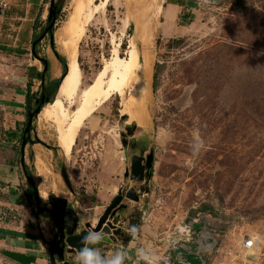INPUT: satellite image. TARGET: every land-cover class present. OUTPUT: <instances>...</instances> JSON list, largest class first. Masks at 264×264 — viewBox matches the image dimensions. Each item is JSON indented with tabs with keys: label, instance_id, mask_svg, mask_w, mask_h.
<instances>
[{
	"label": "rangeland",
	"instance_id": "rangeland-1",
	"mask_svg": "<svg viewBox=\"0 0 264 264\" xmlns=\"http://www.w3.org/2000/svg\"><path fill=\"white\" fill-rule=\"evenodd\" d=\"M52 1L63 8L54 42L68 63L57 33L70 16L71 0ZM191 1L180 9L170 7L168 0H109L87 24L79 43L82 80L90 85L115 49L126 59L134 46L141 81L136 88L146 94L143 127L125 111L134 91L128 87L84 123L67 157L54 125L40 113L27 136L24 164L40 208L52 195L65 197L83 227L96 225L120 190H137L139 202L125 198L123 203L129 207L128 217L138 212V228L107 260L122 255L123 264H173L171 251L198 238L189 223L203 221L204 215L208 230L218 236L216 248L202 253L206 264H264V0H224L219 5ZM187 13L190 25H182ZM36 50L49 61L46 82L60 78L61 65L50 60L56 56L48 34ZM29 55L43 70L31 50ZM0 64L1 77L10 75L12 69L5 66L10 62L0 57ZM5 83L0 78L3 90ZM40 89L36 82L33 91ZM18 121L0 110V224L19 225L22 219L9 214L6 205L30 206L31 216L43 221L53 236L50 215H37V196L22 168L21 139L9 134L20 136L25 122L19 128ZM129 136L135 141L146 138L154 151L146 182L126 177L133 155H139L128 145ZM63 166L74 194L62 178ZM250 236L258 240L254 259L242 247Z\"/></svg>",
	"mask_w": 264,
	"mask_h": 264
},
{
	"label": "bare ground",
	"instance_id": "bare-ground-1",
	"mask_svg": "<svg viewBox=\"0 0 264 264\" xmlns=\"http://www.w3.org/2000/svg\"><path fill=\"white\" fill-rule=\"evenodd\" d=\"M151 1L153 4L159 2ZM108 2L109 0H71L70 16L57 33L59 48L68 56V72L56 98L42 109L41 118L54 125L58 146L67 157L71 156L84 123L113 95H123L128 87H132L134 91L125 111L128 110L129 120L135 121L140 127L144 125L141 124L144 117L142 106L145 104L146 94L136 88L141 81L138 75L139 55L134 46L130 47L126 59L115 49L111 61L107 62L90 85L85 86L82 80L78 62L79 43L87 24ZM254 255L251 254L250 259H254Z\"/></svg>",
	"mask_w": 264,
	"mask_h": 264
},
{
	"label": "crops",
	"instance_id": "crops-1",
	"mask_svg": "<svg viewBox=\"0 0 264 264\" xmlns=\"http://www.w3.org/2000/svg\"><path fill=\"white\" fill-rule=\"evenodd\" d=\"M184 1L186 2L185 6L189 7L190 1ZM2 3H6L7 7L3 8ZM52 3V0H0V48L15 51L8 54L0 50V57L6 58L10 62V65L5 66L12 69L10 75L5 77L0 75V78L6 81L5 86H7L4 90L0 87V110H7L10 114L15 115L19 120L16 127L19 128L21 122L26 121L27 85L31 80L33 91V85L39 82L37 79L30 78V73L32 77L35 74V71L32 72L30 69L43 72L44 68L42 70L41 67L32 63V60L28 59L29 54L19 56L18 53L29 52L32 49L33 36L35 33H39L45 25ZM169 6L183 9V7L172 3ZM56 59L50 60L59 66ZM6 206L9 214L14 218L16 215L21 216L22 219L19 225H15L12 221L0 224V250L2 252H0V264H51L50 242L52 235L44 230L45 223L38 222L37 218L31 216L32 208L30 206L27 208L24 205ZM37 215L40 217L41 213H37ZM83 228L80 224L79 232ZM118 246L124 247L125 244L118 243Z\"/></svg>",
	"mask_w": 264,
	"mask_h": 264
},
{
	"label": "water",
	"instance_id": "water-1",
	"mask_svg": "<svg viewBox=\"0 0 264 264\" xmlns=\"http://www.w3.org/2000/svg\"><path fill=\"white\" fill-rule=\"evenodd\" d=\"M205 3H210L214 5H219L224 0H201ZM56 24V18L52 21V23L48 26L46 31L42 34V36L38 39V41H42L48 31L52 29ZM36 43L34 42L31 49V54L38 58L40 61L41 59L36 55ZM47 68L44 69V71ZM67 75V74H66ZM66 77V76H65ZM64 78L62 79V81ZM61 81V83H62ZM61 87V84L60 86ZM60 89V88H59ZM39 103V102H37ZM44 103V99L41 101V105ZM42 106H39L36 111L29 116V121L27 127L25 129V134L31 131L34 116L38 117L42 112ZM133 141V140H132ZM145 144V148L140 149L139 155L135 154L132 157V164L130 171L126 172V177H129L132 181L138 182H146V179L151 177V169L154 165V151L150 150L147 145L146 138L140 140ZM131 142V141H130ZM27 145V140L24 139L22 143V168H25L24 164V150ZM149 151V154L146 156V152ZM62 178L70 190L71 193L74 194V188L72 186V182L70 176L67 172L65 166L61 169ZM27 178V177H26ZM34 187V190L37 193L36 199V207L37 212L42 213L44 209L40 208L39 205V198H38V191L35 187L31 178H27ZM144 192L145 189H142ZM126 198L139 202L140 197L137 194L135 188H130L125 195ZM51 205L54 207V210L51 211V215L54 218V221L57 222V226L59 228V232L61 233L60 240L56 243L54 239L50 243V263L57 264L56 256H58V261L63 264H70L65 261V252L68 254H72V258L77 255L79 249H83L87 247L89 250H100L104 246L111 245L113 240L116 239L121 235V229L117 227V220L120 217L121 213L123 212V208L126 207L125 205H120L123 201L122 191L120 190L119 193L114 197L108 207L105 209L104 213L99 217L96 225L86 224L85 229L82 230L80 233H75L76 229L79 227L80 218L76 214L73 209L67 207L68 199L58 197L57 195H52L49 197ZM61 204L62 211L56 207V204ZM71 213L73 214L74 221L73 226L70 230H68L67 235L64 233V218L65 214ZM203 221H193L190 222L189 225L193 230L194 235H198V238L191 244H183L176 250L171 251V257L173 260V264H206L202 253H211L217 245L218 236L210 232L207 227L208 218L202 215ZM90 230H94L95 232L90 233ZM84 237L87 238L88 243H83Z\"/></svg>",
	"mask_w": 264,
	"mask_h": 264
},
{
	"label": "trees",
	"instance_id": "trees-1",
	"mask_svg": "<svg viewBox=\"0 0 264 264\" xmlns=\"http://www.w3.org/2000/svg\"><path fill=\"white\" fill-rule=\"evenodd\" d=\"M189 1H190V3H193V1H191V0H189ZM168 2L172 3L174 5H177L179 7H183V8L186 7L185 6L186 2L184 0H168ZM62 10H63V8H62L61 5H59V4L55 3V2H53L51 4L49 15H48V18H47L46 26L41 29V32L35 33L34 36H33L32 45H33L34 42H37L36 43V49H37V47L39 46V44L41 42V41H38V39L46 31V29L52 23L54 18H56V21L59 19ZM190 19H191V15L189 13H187L184 16V18L181 20L182 25L189 24L188 21H190ZM133 27L134 26L131 25V28H133ZM47 34L50 37V44H51V47L53 49V52H54L59 64L61 65L62 75H61L60 78L54 79V80H52V81L47 83L46 80H45V77H46V75L48 74V71H49V61L47 59L40 58L39 55H38L37 50L35 49L36 55L41 59L43 68L44 69L47 68V69L45 71L43 70V72H37L35 69H30V71H32V72L35 71L34 77H32L31 73H30V78L37 79L40 82V88L41 89H40V92H33L32 91V81L31 80L29 81V83L27 85L28 91H27L26 99H25V101H26V104H25L26 121H25V124H24V128L22 129V133L20 134V136L18 135V133H15V132L9 133L11 135L10 136L11 138H15V140H17L19 138V139H21L22 143H23L24 139L25 140H29V138L27 137L28 133L25 134V129H26L28 121H29V116L31 114H33L39 106H42V108H44L45 105L53 102V100L57 96V92H58L59 86L61 84V81L66 76V74L68 72L66 58L63 55H61L55 48V42H54L55 26L52 29H50ZM0 50L2 52H4V53H8V54H12V52L13 53L15 52V51L7 50L5 48H0ZM18 54H19V56H23L25 54H29V52L22 51V52H20ZM156 80H157V75L155 74V76H154V85H153L155 88H156ZM155 88H154V90H155ZM42 99H44V103L41 105ZM37 102H39V103H37ZM34 118H37L36 115L34 116ZM16 131H18V129H16ZM24 174H25L26 177H31V174H30L29 169H28L27 166H25V168H24Z\"/></svg>",
	"mask_w": 264,
	"mask_h": 264
},
{
	"label": "flooded vegetation",
	"instance_id": "flooded-vegetation-1",
	"mask_svg": "<svg viewBox=\"0 0 264 264\" xmlns=\"http://www.w3.org/2000/svg\"><path fill=\"white\" fill-rule=\"evenodd\" d=\"M130 131L132 132V130H130ZM129 138H130V141L131 142L129 141L128 145L133 150H135L136 152L139 153L140 152V149H143V148L146 147L143 142H141V141H135V140L132 141L131 140L132 137H130V136H129ZM145 155L147 156V152H146ZM27 178H30V177H27ZM30 185L33 188V192L35 193V196H37V193L34 190V187L32 186L31 182H30ZM122 195H123V201H124L125 198H126L125 197L126 192L125 193L122 192ZM58 197H60V196H58ZM123 201H122V203L120 205H125L126 207L123 208V210H122L123 212L121 213L120 217L117 220V227L121 229V232H120L121 235L119 237H117L116 239H114L113 240V243L111 245L104 246L102 249L97 250L100 258L102 260H104V261H107V258H108L107 255L110 252L118 253L119 251L115 248L116 246H118V243H122V244L127 243L128 242V239L132 236L133 231L138 228L137 226H138V223H139V220H140V216H139L138 212L135 215L130 214L129 217H128L127 212L129 211V207H128L127 204H124ZM56 207H58V209H60L62 211L61 204H58L57 203L56 204ZM67 207L70 208V209H73L69 203L67 204ZM41 209H43V208H41ZM53 210H54V207L51 205L50 200L48 198V205H46V207L44 208V211L42 213H48L50 215V217H51V219H52V221H53V223L55 225V231H54V234L52 236L51 242L55 239L56 240V243H57L60 240V238H61V233L58 231L59 228L57 226V222L54 221V218L51 215V211H53ZM73 221H74L73 214H71V213L65 214V218H64V225H65L64 233H65V235H67L68 230H70L72 228ZM92 225H94V224H92ZM79 227H80V221H79ZM79 227L76 229L75 233H78L79 232ZM84 229H85V226H84L83 229H81V231L84 230ZM66 252H65V261L68 262V263H70V264H78V262L76 261V259H74L75 257L72 258V254H68ZM56 260H57V264H63V263H60L58 261V256H56Z\"/></svg>",
	"mask_w": 264,
	"mask_h": 264
},
{
	"label": "clouds",
	"instance_id": "clouds-1",
	"mask_svg": "<svg viewBox=\"0 0 264 264\" xmlns=\"http://www.w3.org/2000/svg\"><path fill=\"white\" fill-rule=\"evenodd\" d=\"M203 150L206 148V145L204 144V141L202 139H199L197 141ZM95 232L94 230H90V233ZM83 243L87 244L88 240L86 237L83 239ZM147 259V257H144ZM78 264H123V256L117 255L114 258H111L107 261H104L100 258L99 254L95 250H89L87 247H84L83 249H79L77 256H76Z\"/></svg>",
	"mask_w": 264,
	"mask_h": 264
},
{
	"label": "built area",
	"instance_id": "built-area-1",
	"mask_svg": "<svg viewBox=\"0 0 264 264\" xmlns=\"http://www.w3.org/2000/svg\"><path fill=\"white\" fill-rule=\"evenodd\" d=\"M3 8L7 7L6 3H2L1 5ZM257 245H258V240L256 237L254 236H250L248 237V239L243 240V250L247 256V258H250L251 254H255V252L257 251Z\"/></svg>",
	"mask_w": 264,
	"mask_h": 264
}]
</instances>
